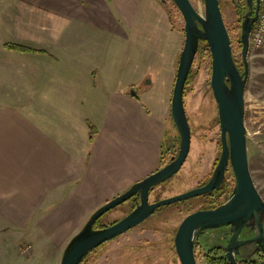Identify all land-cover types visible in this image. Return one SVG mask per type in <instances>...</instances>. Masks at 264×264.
<instances>
[{
  "label": "crops",
  "instance_id": "obj_1",
  "mask_svg": "<svg viewBox=\"0 0 264 264\" xmlns=\"http://www.w3.org/2000/svg\"><path fill=\"white\" fill-rule=\"evenodd\" d=\"M184 40L155 0H0V220L78 219L157 170Z\"/></svg>",
  "mask_w": 264,
  "mask_h": 264
},
{
  "label": "rangeland",
  "instance_id": "obj_2",
  "mask_svg": "<svg viewBox=\"0 0 264 264\" xmlns=\"http://www.w3.org/2000/svg\"><path fill=\"white\" fill-rule=\"evenodd\" d=\"M190 1L204 14L203 0ZM219 1L224 21L233 38L236 57L241 62L242 47H239L237 39L240 35L243 9L234 5L231 0ZM155 2L166 13L169 11L174 27L183 29L182 15L172 0ZM209 62L207 56H195L184 89L185 111L191 129L189 154L177 173L150 190V201L171 197L202 185L210 178L220 157V125L217 104L210 87ZM249 65L250 72L245 87L248 161L255 185L264 199V47L249 51ZM162 80L161 76L148 75L143 83L132 87V91L139 97L148 92L160 100L164 99ZM179 144L180 136L170 115L161 149V162L167 164L176 156ZM228 167L225 177L230 185L234 184L235 179L231 167ZM106 198L100 196L97 199L106 202ZM224 199L225 196L220 202ZM208 201L205 196H199L161 206L136 227L90 251L81 264H180L174 248L177 228L186 215L207 206ZM105 202L81 205L78 219L75 215H71L73 218L70 216L64 219L61 214L54 220H47L46 215L42 216L45 219L36 218L29 221L30 227L27 229L9 228L10 221L0 220V264H51L53 258H56L55 264H60L68 242L82 228L90 214ZM133 207L132 201H125L103 214L100 224L113 223L127 215ZM15 222L23 224L26 221ZM216 233V230H210L205 235H200L198 244L202 245L205 237H214ZM26 245H30L32 249L30 253L23 254L22 249ZM199 249L196 261L197 264H204L201 246Z\"/></svg>",
  "mask_w": 264,
  "mask_h": 264
},
{
  "label": "water",
  "instance_id": "obj_3",
  "mask_svg": "<svg viewBox=\"0 0 264 264\" xmlns=\"http://www.w3.org/2000/svg\"><path fill=\"white\" fill-rule=\"evenodd\" d=\"M172 1L182 15L185 34L171 97V117L180 136L178 153L167 164L95 209L66 245L60 264H80L90 251L136 227L161 206L210 193L222 184L228 166L233 171L235 182L227 201L212 209L191 212L179 224L174 236L179 262L197 264L195 239L206 231L225 225L232 226V235L225 246L226 258L232 264H237L235 256L244 244L258 243L264 250V199L249 168L245 129V87L250 72L249 40L258 17V7L253 10V0H246L248 11L242 16L240 31L243 65L240 71L232 55L230 36L219 0H203L204 14L190 0ZM200 41L206 42L211 54L210 87L218 108L221 154L205 185L150 202V190L177 173L190 151L191 129L185 111L184 88ZM132 197L139 198V202L130 213L102 228L94 227L103 214ZM250 226L254 236L239 240L242 229Z\"/></svg>",
  "mask_w": 264,
  "mask_h": 264
},
{
  "label": "flooded vegetation",
  "instance_id": "obj_4",
  "mask_svg": "<svg viewBox=\"0 0 264 264\" xmlns=\"http://www.w3.org/2000/svg\"><path fill=\"white\" fill-rule=\"evenodd\" d=\"M243 2H245V3L239 7V8L243 9V13L241 16H243L248 11L246 0H244ZM257 7H258V13H259L260 0H253L252 9L255 10ZM253 15H254V13H253ZM228 168H227V170H228ZM226 171H225V174H226ZM212 173H213V171H212ZM212 173H211V176H212ZM211 176H210V178H211ZM210 178L205 183H203L202 185H199V186L205 185L210 180ZM225 183H227L226 177L224 178V181L222 182V184L219 187H217L216 189H214L210 193H207L204 195L205 198L209 199V201L207 203L208 205L201 208V209H212V208H215V207H217V206H219V205H221L227 201L229 195L232 192L234 184H230V187H231L230 192L225 193L223 195V196H225L224 201L222 200L221 202L215 203L212 206L209 205L210 202L212 200L216 199V197L221 193L222 188L225 186ZM199 186H197V187H199ZM223 196L221 198H223ZM149 198H150V196H149ZM128 201H132V203L134 205V207L132 208V210H133L137 206V204L139 202V198L135 199L134 197H132L129 200H127V202ZM155 201H157V200H155ZM150 202H154V201H150ZM113 222H115V221H113ZM263 227H264V222H263ZM216 231H217V233L214 235V237H209V236L205 237L203 239L202 245L198 244L199 237H197L195 239V241H194L195 257H196L197 251L200 250L199 248L201 246V248L203 250L202 260H203L204 264H232L230 262V260L228 258H226V251H225V246L228 244L229 239L232 235V226L231 225H225L221 228L216 229ZM207 232L208 231H206L203 235H205ZM253 236H254V232L251 230V226L245 227L242 229V231L239 235V240H248V239H251ZM199 253H201V251ZM235 260L237 261V264H264V250H263L262 246L259 245L258 243L250 242V243L244 244L241 246L239 254L235 256Z\"/></svg>",
  "mask_w": 264,
  "mask_h": 264
},
{
  "label": "trees",
  "instance_id": "obj_5",
  "mask_svg": "<svg viewBox=\"0 0 264 264\" xmlns=\"http://www.w3.org/2000/svg\"><path fill=\"white\" fill-rule=\"evenodd\" d=\"M232 1V3L234 4V5H236L237 7H240V6H242V4H244L245 2H243L244 0H231ZM220 2V1H219ZM175 5V4H174ZM241 19H242V16H241ZM242 21V20H241ZM240 21V22H241ZM228 29V28H227ZM183 30V29H182ZM240 31H241V24H240ZM228 32H229V36H230V43H231V46H232V55H233V58H234V61H235V63H236V65L238 66V68H239V70L240 71H242L243 70V65H242V61L240 62V61H238V59H237V57H236V49L234 48V45H233V38H232V36H231V33H230V31L228 30ZM237 42H238V44H239V47L241 48L242 46H241V42H240V35H239V37H238V39H237ZM19 49H22L21 47H18ZM196 55H202V56H207L208 57V60L210 61L209 62V67H210V69H211V54H210V51H209V48H208V46H207V44H206V42L205 41H200L199 42V47H198V51H197V54ZM189 74H190V72H189ZM188 77H189V75H188ZM187 82H188V78H187V81H186V84H187ZM185 84V85H186ZM185 89V88H184ZM175 125V124H174ZM89 127H90V140H92V137H93V135H94V133H95V131H93V127L91 126V125H89ZM171 160V159H170ZM165 165V162H161L160 163V167H162V166H164ZM230 190H231V187H230V185L228 184V183H225V186L222 188V191H221V193L216 197V199H214V200H212L211 202H210V206H212L213 204H215V203H219L220 202V199H221V197L225 194V193H229L230 192ZM204 196V195H203ZM100 219L101 218H99L96 222H95V224H94V227L95 228H102V227H104V226H107V225H101L100 224ZM85 259V258H84ZM84 259H83V261H84ZM82 261V262H83ZM81 262V263H82ZM80 263V264H81Z\"/></svg>",
  "mask_w": 264,
  "mask_h": 264
},
{
  "label": "built area",
  "instance_id": "obj_6",
  "mask_svg": "<svg viewBox=\"0 0 264 264\" xmlns=\"http://www.w3.org/2000/svg\"><path fill=\"white\" fill-rule=\"evenodd\" d=\"M264 47V0H260V9L258 13L257 20L251 30L249 49L250 51H255ZM31 246L26 245L22 249L23 254H28L31 252Z\"/></svg>",
  "mask_w": 264,
  "mask_h": 264
}]
</instances>
